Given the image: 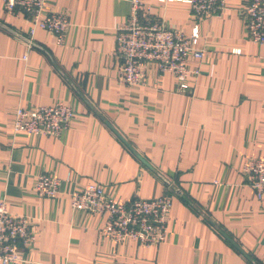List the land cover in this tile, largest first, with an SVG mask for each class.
I'll return each mask as SVG.
<instances>
[{"label":"crops","instance_id":"1","mask_svg":"<svg viewBox=\"0 0 264 264\" xmlns=\"http://www.w3.org/2000/svg\"><path fill=\"white\" fill-rule=\"evenodd\" d=\"M142 1L168 28L197 26L204 55L189 58L198 74L188 90L155 65L140 86L118 79L129 0H45L44 13L68 15L61 43L41 28L31 36L0 0V203L32 234L13 264H264V198L243 172L264 156V43L246 35L247 0L204 18L186 2ZM58 102L74 114L58 136L14 132L18 106ZM42 172L60 180L55 197L37 193ZM92 182L116 202L168 193L166 239L102 235L105 214L71 206V193Z\"/></svg>","mask_w":264,"mask_h":264},{"label":"built area","instance_id":"2","mask_svg":"<svg viewBox=\"0 0 264 264\" xmlns=\"http://www.w3.org/2000/svg\"><path fill=\"white\" fill-rule=\"evenodd\" d=\"M173 1V0H160ZM190 5L197 18L215 14L225 6V0H176ZM4 12L22 14L32 36L37 28L52 32L58 43L64 39L70 21L63 12L44 13L45 0H1ZM130 13L117 27L115 45L120 60L118 79L127 86L145 83L146 72L155 65L159 72L174 75L180 91L189 89V77L198 74L189 67V58L200 59V34L196 25L189 34L168 28L163 20L148 13L142 0H129ZM240 14L249 40L264 43V0H247ZM25 58V56H24ZM73 110L62 102L25 108L18 106L12 123L14 132L58 136L69 127ZM243 172L256 198H264V156L245 161ZM61 182L48 173H40L35 189L40 196L55 197ZM71 206L79 211L105 214L101 234L115 242L136 241L146 246L163 242L168 233L167 223L172 199L163 193L153 199L134 198L116 202L102 185L92 182L71 193ZM32 239L24 216L13 215L0 203V264H13L22 259L23 249Z\"/></svg>","mask_w":264,"mask_h":264},{"label":"water","instance_id":"3","mask_svg":"<svg viewBox=\"0 0 264 264\" xmlns=\"http://www.w3.org/2000/svg\"><path fill=\"white\" fill-rule=\"evenodd\" d=\"M117 135L121 138V140L131 149V150H133V148L128 144V142L126 141V140H124V138L122 137V136H120L118 133H117ZM134 151V150H133ZM135 153V152H134ZM138 157H140L139 155H138ZM140 159L142 160V161H144L141 157H140ZM146 163V162H145Z\"/></svg>","mask_w":264,"mask_h":264}]
</instances>
